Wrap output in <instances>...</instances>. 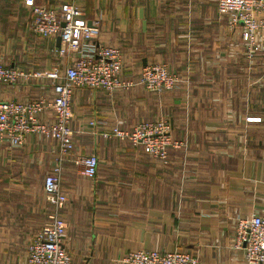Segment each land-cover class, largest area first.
<instances>
[{
  "label": "crops",
  "instance_id": "0c3cea01",
  "mask_svg": "<svg viewBox=\"0 0 264 264\" xmlns=\"http://www.w3.org/2000/svg\"><path fill=\"white\" fill-rule=\"evenodd\" d=\"M37 3L82 8L100 27L96 44L121 50V78L133 83L73 91L75 149L63 162L67 201L59 209L72 264H122L118 259L140 249L189 250L198 264H247L234 240L241 220L264 214V53L247 55L241 28L229 24L217 0ZM32 23L23 0H0V55L31 73L0 84V100L55 98L54 81L34 73L65 69L61 41L39 36ZM158 63L181 77L179 86L156 93L140 83L143 68ZM162 118L181 143L169 148L168 164L141 145L103 136ZM55 120L51 108L38 113L41 123ZM57 152V141L39 131L21 147L0 141V264H29L32 239L50 224L55 207L44 180ZM92 153L99 168L90 179L78 158Z\"/></svg>",
  "mask_w": 264,
  "mask_h": 264
},
{
  "label": "built area",
  "instance_id": "2783aa9c",
  "mask_svg": "<svg viewBox=\"0 0 264 264\" xmlns=\"http://www.w3.org/2000/svg\"><path fill=\"white\" fill-rule=\"evenodd\" d=\"M32 9V27L41 37L61 36L58 53L65 57L64 70L50 69L34 73L54 81L53 101L36 100L28 103L0 100V141L12 147H21L32 131L51 136L58 143L56 164L44 180L47 201L55 207L49 225L38 231L28 248L29 264H72L73 255L65 245L67 224L59 215L60 207L67 201L62 190L63 162L75 149V130L71 120L72 94L77 87L104 88L109 92L127 89L131 81L121 78L122 52L116 46L97 45L95 39L101 30L98 23L85 19V11L74 3H64L59 8H49L37 0H23ZM218 11L229 17V24L241 28L246 53L253 57L264 53V0H217ZM31 73L11 68L0 55V84H13ZM140 83L150 91L159 93L179 86L182 79L171 72L166 64L145 66ZM51 108L56 120L49 123L38 121V113ZM259 121L250 117L248 121ZM95 121L90 125L95 126ZM167 119L142 122L131 129L114 126L103 133L105 138H119L133 145H141L144 151L158 161H169V148L181 147L171 135ZM83 166L82 174L90 179L98 175L99 158L95 153L78 158ZM234 247L242 249L247 264H264V214H254L241 220L237 228ZM122 264H198L199 260L189 250L159 251L140 249L118 259Z\"/></svg>",
  "mask_w": 264,
  "mask_h": 264
},
{
  "label": "water",
  "instance_id": "95a60500",
  "mask_svg": "<svg viewBox=\"0 0 264 264\" xmlns=\"http://www.w3.org/2000/svg\"><path fill=\"white\" fill-rule=\"evenodd\" d=\"M58 41H61V36H58Z\"/></svg>",
  "mask_w": 264,
  "mask_h": 264
},
{
  "label": "rangeland",
  "instance_id": "374dc122",
  "mask_svg": "<svg viewBox=\"0 0 264 264\" xmlns=\"http://www.w3.org/2000/svg\"><path fill=\"white\" fill-rule=\"evenodd\" d=\"M169 162H166L165 164H168Z\"/></svg>",
  "mask_w": 264,
  "mask_h": 264
}]
</instances>
